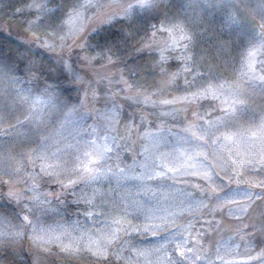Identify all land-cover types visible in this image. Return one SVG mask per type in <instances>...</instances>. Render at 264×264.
<instances>
[{
  "label": "snow or ice",
  "instance_id": "obj_1",
  "mask_svg": "<svg viewBox=\"0 0 264 264\" xmlns=\"http://www.w3.org/2000/svg\"><path fill=\"white\" fill-rule=\"evenodd\" d=\"M157 6L20 0L0 19L22 45L0 41V200L16 210L0 213V264H264V0H186L209 36L198 57L180 16L126 53L63 54L86 19ZM45 71L54 82L33 88Z\"/></svg>",
  "mask_w": 264,
  "mask_h": 264
},
{
  "label": "trees",
  "instance_id": "obj_2",
  "mask_svg": "<svg viewBox=\"0 0 264 264\" xmlns=\"http://www.w3.org/2000/svg\"><path fill=\"white\" fill-rule=\"evenodd\" d=\"M71 0H55V3H70ZM186 0H158V6L154 9H135L127 17H117L115 20L110 23L102 25L97 32L103 36L108 37L99 45L93 44V47L97 50L105 47H113L119 49L121 52H127L132 44L142 37L146 32L151 28V25L158 23L161 20L165 21H175L177 16L182 17L189 27L196 32L195 41L193 44V54L198 57L202 55L205 51H210L209 49V36L208 34L201 35L197 30V25L191 22L189 16L181 11L180 6L184 4ZM20 0H5V7L3 12H0V19L8 20L11 22L14 19H17L16 14L14 13V7L18 6ZM54 12H59L58 9H54ZM48 24H58L59 16L55 19L49 16V19L46 21ZM95 35V33L93 34ZM115 37V38H112ZM0 41H6L11 44L13 48L21 46V42L16 38L15 35H9L7 32L0 31ZM242 45L237 41L234 42V47L231 51V56L233 59L238 60ZM31 52L44 62L45 65L49 63L54 64L52 57L39 49H31ZM3 54H7V50H3ZM141 57L147 58L151 54L144 52L140 54ZM0 62H3L2 55H0ZM175 64V61L172 62ZM222 67V66H221ZM202 70H204V64H201ZM215 74H219V69ZM64 86H69L67 82H63ZM0 213L15 216L16 210L14 205L9 204L5 200H0Z\"/></svg>",
  "mask_w": 264,
  "mask_h": 264
},
{
  "label": "clouds",
  "instance_id": "obj_3",
  "mask_svg": "<svg viewBox=\"0 0 264 264\" xmlns=\"http://www.w3.org/2000/svg\"><path fill=\"white\" fill-rule=\"evenodd\" d=\"M124 2H127V0H124ZM107 24V23H99V18L98 17H91L89 19H86L84 22V30L74 36H69L67 37V42L64 44V55L68 56L70 55V50L72 49H77L79 44L87 42L88 45L92 48L93 44L99 45L102 43L105 39L108 37L101 35L100 33L97 32V29H99L102 25ZM95 33V35H93ZM115 38V37H112ZM48 53L51 57L52 60L54 61V64H56V59L53 56L52 53ZM72 60L75 61L76 57L72 56ZM47 67V65H45ZM59 67V65H57ZM49 75L48 71H45L38 80L33 81L32 87L33 88H38V87H43L46 83L49 82H54V81H48L47 77ZM51 75L54 77H58V73L56 71H51ZM62 79V78H60ZM59 92L62 100L68 99L70 96H72V90L70 86L65 87L63 83L60 84L59 87ZM72 102H74V97H72ZM8 102L4 100L3 98H0V108L4 107ZM17 115L19 116L20 119H25L26 118V108L22 105L17 106Z\"/></svg>",
  "mask_w": 264,
  "mask_h": 264
}]
</instances>
